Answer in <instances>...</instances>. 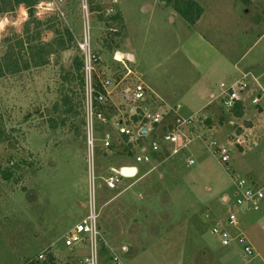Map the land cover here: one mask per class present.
<instances>
[{"label": "rangeland", "instance_id": "1", "mask_svg": "<svg viewBox=\"0 0 264 264\" xmlns=\"http://www.w3.org/2000/svg\"><path fill=\"white\" fill-rule=\"evenodd\" d=\"M195 1L206 11L204 18L213 20L209 24L202 20L196 29L156 3L162 0H140L136 8L127 0L131 2L126 17L131 34L116 49L136 54L137 63L136 73L123 80V85L142 79V73L150 86L179 93L192 88L194 73L201 72L214 82L211 90L217 96L225 87L220 83L244 74L252 80L251 89L243 94L249 100L256 92L254 80L264 85V0H250V4L244 0ZM46 2L34 7L41 22L38 27L30 24L25 30L23 6L0 15V121L5 132L0 141V264H88L87 244L72 248L63 244L67 231L87 211L89 147L83 98L77 79L69 80L67 75L79 52L74 39H64L67 48L52 53L45 45L65 29L80 38L82 15L78 0L49 7ZM110 5L111 0H104L105 8ZM57 8L65 12V18L56 15ZM89 32L100 57L94 86L107 76H122L126 70L113 59V48L106 44L109 29L96 12L90 14ZM116 58L120 59L119 53ZM64 96L71 98L76 114L66 115L62 106L54 107ZM211 100L209 111L193 114V120L180 126L190 142L178 149L176 143L185 140L177 133L175 141L161 143L150 164H138L139 173L123 180L128 188L107 190L102 179L95 180L96 185L100 183L96 188L97 227L103 242L98 244L97 264H264V211L237 213V229L255 250L249 261L236 241L222 246L210 232L216 224L232 237L238 233L227 225L235 179L245 177L264 184V103L247 108L232 130L227 121L234 118L222 116L229 112L218 99ZM111 108L104 112L108 122L94 120L93 127L94 171L104 176L112 169L135 166L134 152L126 154L114 129L115 121L127 120L129 113ZM204 113L212 118L205 119ZM175 116L158 133L175 125ZM216 118L223 119L222 128ZM210 119L215 121L208 125ZM246 123L254 128L245 130ZM238 129L250 132L241 147L229 143L238 136ZM108 131L113 149L103 147V133ZM212 141L229 148L228 164L219 160ZM174 145L177 153H172ZM189 158L194 164H187Z\"/></svg>", "mask_w": 264, "mask_h": 264}, {"label": "built area", "instance_id": "2", "mask_svg": "<svg viewBox=\"0 0 264 264\" xmlns=\"http://www.w3.org/2000/svg\"><path fill=\"white\" fill-rule=\"evenodd\" d=\"M67 0H48L46 3L49 6H54L58 4H63ZM90 0H78L79 9L82 15V34L80 38H76L73 34V39L75 40L76 48L79 52L80 59L82 60V73L84 78V98H83V111H84V121L86 124L87 132V143L89 147L88 152V183H87V211L86 214L78 221L76 224L67 231L63 238V244L66 247L72 248L76 245L87 244L89 250V256L85 258L88 264H97L98 259V244L102 242V235L97 227V220L99 217V211L96 206V188L100 186L95 184V180L102 179V183L105 189L114 191H123L127 186H123V180L129 179L120 174L119 170L112 169L110 174L106 176L102 174H96L94 171V151H93V127L94 120H99L101 123H107L108 119L104 115L102 109L97 110L96 104L101 105L105 108L107 100L106 87L109 86L110 81L108 79L100 82V88L102 91H95V86L93 84V74L96 70V64L99 60V55L94 51L91 43V37L89 32V17L91 14L89 8ZM104 0H101V5L103 6ZM115 0H111V5L105 8L103 11V18H107L115 13L113 10V4ZM56 15L65 18V12L57 8ZM115 30V29H113ZM115 60L122 62V58H116V54L113 56ZM127 58V57H126ZM123 63V62H122ZM131 73V71H127ZM250 78V75H249ZM248 78V75H242L240 79L235 82L225 86L217 96H212L211 99H218L222 109L230 112L237 103L243 102V94L248 92L251 87L252 80ZM254 85L256 86V92L252 94L250 98V103L252 105H260L264 103V88L258 85L257 81L254 80ZM147 88L142 82H135L131 86H128L124 92V100L128 106L129 113V124L123 125L116 122V132L121 136H126V144L130 145V150L134 152L133 160L135 166L138 164H150L152 162V155L160 148L161 143H166L169 141H175L177 139V133L182 136L181 145L176 143L178 149H182L184 145H187L191 137L184 134L180 130V126L183 123H189L193 120L192 117L188 119L175 120V125L170 129L158 133L157 126L161 125L165 117L171 108L166 105H156L152 104V101L148 100ZM200 115V114H199ZM131 116L136 117V121H132ZM200 117V116H199ZM146 129L144 134H151V137L147 141H140L141 136L140 130ZM112 139L111 133L104 132L102 143L103 147L107 148L110 145V140ZM215 145V153L221 162L229 163V148L226 145H217L215 141L211 142ZM230 145H242L244 143V137L238 135L235 136ZM176 145L172 147V153H177ZM188 165L194 164L193 159L187 160ZM136 173L135 175H137ZM133 178V177H130ZM225 200H229L227 197ZM264 211V184H257L253 182L250 178L241 177L234 180V197L230 205V211L227 216V225L237 229V213L238 212H260ZM238 231V229H237ZM212 235L218 238L222 246H230L232 241H236L241 245L242 254L246 260H251L255 257V250L251 243L249 242L247 236L238 231L236 236L232 237L229 232L224 228L214 225L211 228ZM103 244V242L101 243ZM42 257V255H39ZM112 259H116L113 258ZM117 263L119 261H116Z\"/></svg>", "mask_w": 264, "mask_h": 264}, {"label": "crops", "instance_id": "3", "mask_svg": "<svg viewBox=\"0 0 264 264\" xmlns=\"http://www.w3.org/2000/svg\"><path fill=\"white\" fill-rule=\"evenodd\" d=\"M128 1H130V0H128ZM131 1H132V4L135 5V8L137 6H139L138 3L140 2V0L139 1L138 0H131ZM135 2H136V4H135ZM162 2H160V3L159 2H156V3L159 4L161 7H163V9L167 10L170 14H172V12L175 13V11L173 10L172 7H170L168 5L162 6V5L165 4L164 2L163 3ZM128 4L131 5V2L130 3H127V0H120V1L118 0V3L115 6H113V7H115V10L114 11L115 12H118L121 15L122 20H123V24H124V30H123L124 36L121 37V39L119 40V45H124L126 43V41L129 39V36L131 34V33H128V25L129 24H128V20L126 18L128 16V13H129L128 12V7H127ZM19 6H23V5H19ZM229 11L230 12L233 11L232 8H230ZM205 15H206V11L203 10V13H202L200 19L195 24H193V25H189L188 24V26H190L191 28L196 29V27L199 25V23H201L202 20L204 21V19H205L204 16ZM205 20H206V24H209V22L212 19H211V17H209L208 19H205ZM219 20H220V18L217 15L216 21L218 23H219ZM170 21L174 22L175 21L174 17H171L170 16ZM111 43H112L111 45H112V48H113V51H114V55L116 53H119L120 54V57L122 58V62L123 63L120 62V61H118V60H115V61L120 62L121 65L124 67V69L126 71L123 72V75L122 76H118L115 79L114 78H111L109 76H107V77L104 78V80L105 79H108L110 81V84H109V86H107L105 88L106 89V92H107V100H106L105 109L103 111H107V110L108 111H111L112 110L111 106L112 107H115L118 111H121L122 109H124V110L127 111L128 110V106H127V103L125 102L123 96H124L125 89L128 87V85H123L122 81L125 80L128 76L134 75L136 73V65L135 64L137 63V56H136V54H133V53H131L129 51L122 52V51L116 49L114 47V44L116 43L114 39L111 41ZM92 47H93V45H92ZM93 49L98 54V51L95 50V48H93ZM190 64H191V66L195 67L191 62H190ZM235 65L236 64H234V66ZM128 70L131 71V73H127ZM139 76L140 77L142 76V79L138 77L139 79L137 78V82H142L145 85V87L148 89L147 90L148 100L149 101H152V104H156V105L162 104V105H166V106H168V107L171 108V112H169L167 114V116L163 120L162 124L159 125V126H157V130H156L157 132H158L159 129H163L164 126L166 127L169 124H171L172 121H173V118L176 117L175 115L178 116L177 118L184 120V119L190 118L191 116H193V114H197V113L200 114L201 112L203 113V111H209V109L213 105V104H211L213 102L211 100V97L212 96H216V95H214V91L211 90L212 89V86L214 85V82L211 81L210 78L208 79L207 76H206V74L201 73V72L194 73L193 76L195 78V81H194V83H192V85H193L192 88H190V89H183V91H181L179 93L173 92L172 94H170V91L169 92L164 91V88L150 86V84H148V81L145 82L143 80L144 75L142 73H141V75L139 74ZM236 80H238V79H236ZM236 80H233V81L231 79L230 80H225V81H223L224 83L222 82L220 84H221V86L223 88L224 86H227V85L233 83ZM102 81H100V82H102ZM99 86H100V83H99ZM260 86H261V88H264V85L260 84ZM203 99H205L207 101L205 103L199 105V108H195L194 107L195 104H199L201 101H203ZM245 102H247V103H245ZM240 104L243 107V114L246 112L247 108H249V107L252 109V108H255L257 106H261V105H257V106L256 105H252L250 103V99L249 100H244ZM205 115H206V118L205 119H208L209 117L212 118V114H208V116H207V114H205ZM227 115H230V116H232V118H234V120L228 118V121L227 122L232 126L231 129L232 130H235V128L237 127V126H235L236 123H237V120L241 119L243 115L241 117H235V116H233L229 112L227 114L223 113L222 116H224L225 118H227ZM105 116H106L107 119L109 118L107 115H105ZM261 116H262V114H261ZM262 117H264V116H262ZM212 120H214V119L208 120L207 121L208 122L207 124L208 125L209 124H212V122H211ZM216 120H218L220 122V125H217V126L220 127V128H222L224 126V124L222 122L223 119L222 118H220V119L219 118H216ZM257 120L260 121L259 116L257 117ZM128 121H129V118L127 120L124 119V118H122V117H120V118L117 119V122L120 123V124H123V125H126ZM114 125H116V123H114ZM217 126H213L212 129L215 128V127H217ZM253 128L254 127H251L250 126V127H246L245 130L250 131ZM114 129L116 131V127L115 126H114ZM249 133L250 132L240 133V136L244 137V143L247 140H249ZM192 135H194V134L192 133ZM144 137H145L144 140L147 141L151 137V134L149 135V134L146 133V134H144ZM245 138H246V141H245ZM122 139H125V137H123L121 135L116 137V141H121L122 142ZM244 143L242 145H239V146L240 147L241 146H244ZM157 155L158 154H153L152 155V158L153 157H157ZM125 165H128V164H125ZM136 168H137V172L139 173V170L140 169H139L138 165H136ZM128 180H130V179H125L124 182H126ZM226 197L227 196H223V199L225 200Z\"/></svg>", "mask_w": 264, "mask_h": 264}, {"label": "trees", "instance_id": "4", "mask_svg": "<svg viewBox=\"0 0 264 264\" xmlns=\"http://www.w3.org/2000/svg\"><path fill=\"white\" fill-rule=\"evenodd\" d=\"M41 1L45 0H0V15H4L6 13H13L14 10L19 6L23 5L24 8L27 11V20L25 21V30L28 29V26L30 24L33 25V27H38L41 25V22L36 19L35 13H34V7L36 4H38ZM164 1L165 5L171 4L173 10L179 14L180 17L183 18L185 22H187L189 25H193L201 16L203 9L202 7L195 1V0H162ZM247 4H250V0H244ZM101 0H90L89 1V8L91 12H96L98 14L99 19H102L103 22H105V26L109 29L110 36L106 39L107 47H112L111 41L114 38H117L118 40L114 44V47H118L119 40L121 37L124 36V24L121 15L118 12H115L111 16L107 18H103V11L104 7L100 4ZM115 29V30H113ZM38 35V33H37ZM56 38L48 41L45 45L49 48V53L57 51L59 48L62 50H65L67 48V45L65 46V41H71L73 40V35L70 30L65 29L62 33L57 32ZM23 42L21 41L19 45L22 46ZM82 60L80 59L79 55H75L71 60V69L68 71L69 80L77 79L78 81V87L80 88V91L82 92V98H84V78L82 73ZM0 73H1V67H0ZM1 75V74H0ZM69 82V81H68ZM95 91H102L99 84L95 83ZM83 100V99H82ZM71 98L68 96H64L61 99L60 104H55L54 107L59 108L62 106V113L68 115L70 113L76 114L73 110V105L71 103ZM96 109H104L103 106L96 104ZM108 111V110H107ZM106 113V111H104ZM230 113L235 117H241L243 115V107L240 103H237L235 107L230 111ZM78 115V114H77ZM132 121H136L135 116H131L130 118ZM127 124H129L127 122ZM247 127L250 125L249 123H246ZM241 130L238 129L236 134L239 133L240 135ZM125 139H122V142L124 143V150L126 151V154L128 156H132V151L130 150V145H127L125 142L127 140L126 136ZM5 138V132L1 125L0 121V141H2ZM145 137L141 136L140 141H145ZM110 149L114 148V145H109Z\"/></svg>", "mask_w": 264, "mask_h": 264}, {"label": "water", "instance_id": "5", "mask_svg": "<svg viewBox=\"0 0 264 264\" xmlns=\"http://www.w3.org/2000/svg\"><path fill=\"white\" fill-rule=\"evenodd\" d=\"M145 132L146 129L143 128L139 133L144 134ZM119 172L121 175L130 178L135 176V174L137 173V168L135 166H124L120 167Z\"/></svg>", "mask_w": 264, "mask_h": 264}]
</instances>
